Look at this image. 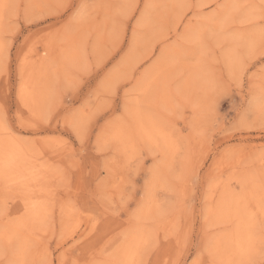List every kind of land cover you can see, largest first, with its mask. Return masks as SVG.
I'll list each match as a JSON object with an SVG mask.
<instances>
[{
  "label": "rangeland",
  "instance_id": "374dc122",
  "mask_svg": "<svg viewBox=\"0 0 264 264\" xmlns=\"http://www.w3.org/2000/svg\"><path fill=\"white\" fill-rule=\"evenodd\" d=\"M262 97L264 0H0V264H264Z\"/></svg>",
  "mask_w": 264,
  "mask_h": 264
},
{
  "label": "bare ground",
  "instance_id": "6f19581e",
  "mask_svg": "<svg viewBox=\"0 0 264 264\" xmlns=\"http://www.w3.org/2000/svg\"><path fill=\"white\" fill-rule=\"evenodd\" d=\"M206 1H207V0H206ZM205 4H206V3H205ZM201 5H202V3H201ZM43 51L45 52V50H43ZM144 56H145V55H144ZM21 70H22V69H21ZM24 88H25V87H24ZM22 90H23V89H22ZM25 99H26V98H25ZM25 101H26V100H24V103H25ZM16 155H17V154H16ZM4 168H5V166H4ZM34 170H35V169H34ZM35 171H36V170H35ZM21 176H22V175H21ZM245 194H246V193H245ZM242 196H243V195H242ZM221 197H222V196H221ZM218 198H219V197H218ZM230 198H231V197H230ZM221 199H222V198H221ZM221 199H220V200H221ZM225 199H226V198H225ZM225 199H224V200H225ZM225 201H226V200H225ZM218 203H219V202H218ZM230 203H231V202H230ZM207 210H208V209H207ZM222 211H223V210H222ZM226 212H227V211H226ZM250 214H251V213H250ZM251 215H252V214H251ZM211 217H212V216H211ZM243 224H244V223H243ZM220 230H221V229H220ZM247 230H248V229H247ZM248 231H249V230H248ZM220 232H221V231H220ZM226 236H227V235H226ZM218 237H219V236H218ZM219 239H220V238H219ZM225 240H226V239H225ZM249 241H250V240H249ZM247 245H248V244H247ZM196 262H197V261H196Z\"/></svg>",
  "mask_w": 264,
  "mask_h": 264
},
{
  "label": "snow or ice",
  "instance_id": "6c2138e0",
  "mask_svg": "<svg viewBox=\"0 0 264 264\" xmlns=\"http://www.w3.org/2000/svg\"><path fill=\"white\" fill-rule=\"evenodd\" d=\"M262 100H264V97H262ZM261 107H262V110H264V104H262Z\"/></svg>",
  "mask_w": 264,
  "mask_h": 264
}]
</instances>
